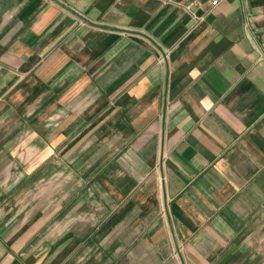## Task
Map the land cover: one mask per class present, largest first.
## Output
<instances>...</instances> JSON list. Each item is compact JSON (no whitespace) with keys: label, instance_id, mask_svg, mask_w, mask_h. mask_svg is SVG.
Returning <instances> with one entry per match:
<instances>
[{"label":"crops","instance_id":"crops-1","mask_svg":"<svg viewBox=\"0 0 264 264\" xmlns=\"http://www.w3.org/2000/svg\"><path fill=\"white\" fill-rule=\"evenodd\" d=\"M0 0V264H264V0Z\"/></svg>","mask_w":264,"mask_h":264},{"label":"built area","instance_id":"built-area-1","mask_svg":"<svg viewBox=\"0 0 264 264\" xmlns=\"http://www.w3.org/2000/svg\"><path fill=\"white\" fill-rule=\"evenodd\" d=\"M220 1L221 0H212L211 4L216 5ZM198 6H200V0L189 1L183 5L184 10L192 16L193 18L192 20L194 21L195 25L199 22V19L194 15L193 10L194 8H197Z\"/></svg>","mask_w":264,"mask_h":264}]
</instances>
